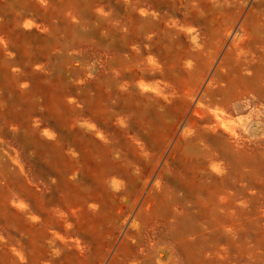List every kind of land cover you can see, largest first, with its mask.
Returning a JSON list of instances; mask_svg holds the SVG:
<instances>
[{"label": "bare ground", "instance_id": "bare-ground-1", "mask_svg": "<svg viewBox=\"0 0 264 264\" xmlns=\"http://www.w3.org/2000/svg\"><path fill=\"white\" fill-rule=\"evenodd\" d=\"M151 7L141 1L134 10L144 15ZM247 7L223 28L203 27L202 41L192 35L190 46L201 53L194 58L183 55L186 46L179 51L150 35L146 21L121 18L100 43L93 31L92 60L77 66L79 82L66 95L46 94V79L17 93L6 59L0 62L10 117L28 115L35 98L47 103L46 125L24 128L13 143L25 178L12 166L0 171V264L204 263L213 238L203 230L231 233L236 200L245 212L261 194L242 180L264 164V53L254 51L262 42L251 23L264 4L258 17ZM24 19L26 28L38 27ZM138 26L148 32L142 39ZM15 38L25 53L27 34ZM69 66L58 70L66 81ZM227 170L236 176V197L224 215L216 199Z\"/></svg>", "mask_w": 264, "mask_h": 264}, {"label": "rangeland", "instance_id": "rangeland-1", "mask_svg": "<svg viewBox=\"0 0 264 264\" xmlns=\"http://www.w3.org/2000/svg\"><path fill=\"white\" fill-rule=\"evenodd\" d=\"M141 1L152 6L149 9L150 12L144 15H139L137 8L134 10ZM27 3L22 6L18 0H0V62L6 59L9 80L17 93L27 94L35 90L33 86L37 85L39 80L45 82L46 79L52 86L51 89L47 88L46 94L53 95L64 89L62 91L66 95L79 82L76 78L77 66L90 63L92 60L90 47L94 33L100 43L108 31L107 25L113 28L118 27L121 18H127L132 22L133 20L146 21L148 28L154 27L150 35L163 36L164 41L176 45L179 51H181L180 46H186L183 55L194 58L191 56L197 57L201 53H198L195 46H190L192 35H197V41H202L206 38L203 35V29L207 24L213 21L220 23L218 28H223L232 20L231 13L241 5L248 6L246 9L251 10V14L260 15L264 0H27ZM27 17L33 19L38 27L26 28L24 18ZM251 23L256 29L255 34H258V40L262 42L261 45H256L254 51L264 53V15ZM188 26H193L192 34L185 33L184 29ZM180 29L181 32H179ZM136 32L139 39L148 34V32H141L140 27ZM211 32L210 29L209 34ZM20 33L27 34L25 53L20 49V44L15 38V35ZM177 33L181 35V45L177 43ZM246 51L244 53L247 62L251 65L253 61L249 58L252 53L248 55ZM125 54L128 61V52L123 53V56ZM68 62L73 66L67 69L71 78L66 81L61 79L62 74L58 75V70L61 73L62 64L65 65ZM55 80L57 81L54 84ZM60 81L66 82L67 89L61 85ZM80 82L83 83L82 95L86 98L89 87L83 80ZM2 85L0 78V171L9 173L3 167L12 166L16 173L19 172L21 178H25L22 162L24 159H21L23 154L17 147L14 149L13 146L16 145L13 143L17 141V146L19 145L24 128L42 126V123L43 126L46 125V122L42 120H45L46 108L44 107L47 103L35 98L30 102L31 112L28 115L18 118L10 117L5 110L6 104L2 103L10 98V94L8 95L2 89ZM50 90L53 93H50ZM86 101L82 105L87 109ZM8 116L10 122L7 124L4 120ZM251 126L254 127L253 124ZM23 145L21 143V146ZM227 171L226 175L218 181L220 186L216 199V203L220 206L219 211L224 215L228 211L229 202L236 197V194H233L236 190L232 189L235 174L231 170ZM243 174L242 180L247 183L251 180L252 190L259 191L261 194L250 199L245 205V212L241 211L242 202L236 200L235 204L239 210L234 217V228L231 233L225 231V226L219 234L211 229L203 230L205 234L213 238L211 242L210 240L207 242L218 245L217 249L210 247L211 244L207 246L211 252L203 258V264H264V164L253 172ZM212 182L216 183L214 180ZM3 187L0 174V190ZM257 206H260L259 209L263 212H258Z\"/></svg>", "mask_w": 264, "mask_h": 264}]
</instances>
